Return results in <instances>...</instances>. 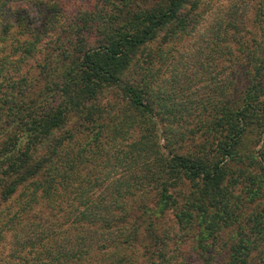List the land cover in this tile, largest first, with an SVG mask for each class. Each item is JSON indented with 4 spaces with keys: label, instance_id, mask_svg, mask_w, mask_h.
I'll return each mask as SVG.
<instances>
[{
    "label": "trees",
    "instance_id": "1",
    "mask_svg": "<svg viewBox=\"0 0 264 264\" xmlns=\"http://www.w3.org/2000/svg\"><path fill=\"white\" fill-rule=\"evenodd\" d=\"M64 1L0 0V26L5 22L16 29L8 42L13 52L6 48L0 56V243L7 245L0 250V264H78L100 241L94 233L98 228L125 233L126 226L114 224V208L121 210L119 201L139 192H153L161 213L174 212V222L184 230L180 249L187 230L196 227L195 222L185 227L193 213L210 234L241 222L240 231L228 238L237 233L236 240L226 250L219 247L222 261L216 264L254 263V254L264 255V245H258L264 242V195L248 185L251 178L254 185L261 181L251 173L259 166L263 177L264 166L254 152L245 155L243 149L251 147L244 145L248 137L264 143V0L257 1L252 20L257 31L249 30L250 40L243 39L237 24L232 26L233 15L224 27L228 37L215 40L214 52L229 41L228 66L241 62V72L229 75L233 93L221 101L213 98L202 127L173 134L182 152L160 144L151 84H132L124 76L162 29L173 26L188 34L204 0H166L149 9L142 0H97L90 10L69 15ZM17 2L48 10L49 24L53 17L62 21L37 29L27 12L9 18L4 9ZM49 30L55 38L44 42ZM31 61L41 69L37 82L27 77L25 65ZM114 89L121 97L119 111L100 102ZM111 165L113 170L131 167L128 181L100 184L101 172ZM254 202L257 211L244 222L245 208ZM42 207L52 212L40 215ZM111 234L105 236L107 247ZM119 235L124 238L117 234L113 245L123 247L124 255L131 240L129 234ZM130 244L136 248L139 238ZM160 257L157 264L168 263L165 254Z\"/></svg>",
    "mask_w": 264,
    "mask_h": 264
},
{
    "label": "rangeland",
    "instance_id": "2",
    "mask_svg": "<svg viewBox=\"0 0 264 264\" xmlns=\"http://www.w3.org/2000/svg\"><path fill=\"white\" fill-rule=\"evenodd\" d=\"M65 1V4H67L66 15H69L70 12L75 14L81 9H84V11L90 10L97 3V0H68L69 3H67V0ZM165 1L142 0L140 3L142 7L149 9L164 5ZM257 1L263 3L261 0H204L198 5L197 13L200 14L198 22L189 27L187 30L188 34L179 33L173 26L162 29L154 41L144 46L137 53L136 61L133 63V67L131 66L130 70L125 74L124 80L132 84L142 82L151 84L154 96L157 97L154 103L156 114L154 121L157 123V130L160 129L159 132L157 131L160 144L166 151L167 146L171 144L175 146L174 148L177 151H184L183 147L179 146L177 137L173 136V134L176 133L177 136L181 133L189 134V132L195 131L197 126L202 127L209 119L207 114L212 108L211 105L215 103H212L213 98L221 101L224 98L228 99L233 93L229 87V75L234 76L236 72H241V62L229 68L227 61L229 56L228 47L226 46L229 41L222 42L218 52L212 51V48L217 47L215 44L217 37L222 35L228 37L226 36L227 29H224V27L228 26L226 23L229 22V16L232 15V26L237 24L240 29H243L242 31L245 33L243 39L246 41L251 39L249 30L252 31L251 34L257 31L252 25L255 12L259 10L260 4H257ZM4 10L8 11L6 16H9V18L14 17L15 12L18 11L29 13L31 18H34L33 21L34 24H37V29L42 27L48 29L53 24L60 25L59 23L62 21L58 17H53L49 24L46 18L48 10L40 9L38 6H25L22 2L15 3L12 8L7 5ZM44 24L46 25L43 26ZM2 31L5 36H2ZM43 32L45 33V31ZM12 35H16V29L2 22L0 26V56L5 54L4 50L6 48L10 50L7 52H13L9 45L10 43H8L9 37H12ZM45 35L44 42H48L50 38H55V31L49 30V33H45ZM17 36V39L20 37L25 38ZM3 37L7 38L6 41H4ZM31 63L32 61L25 65V68L29 70L27 77L29 81L37 82L41 69H35L34 64L32 63L31 65ZM216 92L218 93L217 95ZM120 99L118 90L114 89L103 94L100 97V102L104 105L111 103L119 111L121 108ZM206 104L210 107L204 112ZM80 138L84 140L83 137ZM247 140L248 142L246 141L244 145L246 146L249 143L251 147L249 145L246 146V149H243L244 154L247 155L251 151L254 152L255 156L261 160V165L264 166V143L254 141L256 140L254 137H248ZM123 168L125 167L121 166L113 170L111 165V168L103 170L100 176L105 175L107 177L104 176V179L100 178V184L111 187L112 185L115 186L117 182L125 183L128 181V171L131 167ZM110 171L114 174L108 173ZM261 175L262 171H260L259 166L255 167L253 174L251 173L253 178L261 177L260 180L264 182V176L262 177ZM251 180H249L248 186L250 188L253 187L254 191L263 189L264 195V183L261 185V181H258L254 185V181ZM259 184L260 186L258 187ZM245 191L247 192V189ZM107 192L108 190L106 189L105 193L108 196ZM244 194L246 193L244 192ZM106 195L104 196L106 197ZM96 196H99V194ZM261 197V203H264V196ZM110 200H112V197ZM180 200L182 199L180 198ZM249 201H251L250 197ZM119 202L123 203V207L121 210L118 208L119 205L114 208V212L118 217L114 224L126 226L125 233H119L117 229L115 231V228L108 230V232L105 228H98L94 233L96 237L101 238L100 241L94 242L96 246L78 264H157L156 258L161 259L160 255L164 256V254L166 261L168 258L167 264H178L180 259L184 260V264H216L217 260H221V255H219V258L217 256L219 247L222 250H226L227 245L232 244L236 240L234 237L240 231L238 226H240L239 223L241 222H238L234 224L236 226L230 225L233 227L222 229L221 233L210 234L206 230L207 224L202 221L201 216L193 213L194 219H192L191 223L185 224V227L192 226L191 224L194 222L197 223L196 227H191L187 230V238L182 245L183 248L180 249L177 244L184 230L181 232L182 227L174 222L172 217L174 212L161 213L158 209L157 197L153 192H139L135 196L127 197ZM143 208H146V210ZM256 208V202L250 203L245 208L244 215L241 217L244 222L249 221L250 218L246 216L252 212L255 213L257 211ZM65 209L69 211L67 206H65ZM96 210L94 209V212H101L98 209ZM39 211L40 215L52 212L51 209L44 207ZM54 213L57 214V211ZM64 213L65 211L59 215ZM139 224L141 225L140 227ZM136 229L139 231H136ZM236 230V235L228 239L235 234ZM108 234H111V241H107L109 247L104 245L106 243L105 236ZM117 234L119 240L124 238V236L121 235V237L119 234H129L131 241L139 238V244L136 248H133L130 241L127 244V248L124 249V255H121L123 247L115 248L113 245ZM90 235L87 238H90ZM149 240L151 245H149ZM261 244L264 245V242H258V245ZM6 246L2 245L1 242L0 250ZM99 246H104V249L100 250ZM149 246H151L150 249ZM213 250H216L214 252L215 255ZM262 252L264 253V248ZM121 259L123 260L122 263H120ZM252 259L254 262L252 264H264L263 254H254Z\"/></svg>",
    "mask_w": 264,
    "mask_h": 264
}]
</instances>
